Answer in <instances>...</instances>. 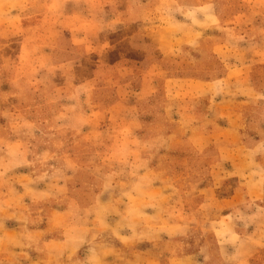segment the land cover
I'll list each match as a JSON object with an SVG mask.
<instances>
[{"label":"rangeland","instance_id":"374dc122","mask_svg":"<svg viewBox=\"0 0 264 264\" xmlns=\"http://www.w3.org/2000/svg\"><path fill=\"white\" fill-rule=\"evenodd\" d=\"M0 264H264V0H0Z\"/></svg>","mask_w":264,"mask_h":264}]
</instances>
